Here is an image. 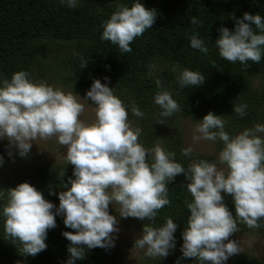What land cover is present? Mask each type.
<instances>
[{
	"label": "clouds",
	"instance_id": "clouds-1",
	"mask_svg": "<svg viewBox=\"0 0 264 264\" xmlns=\"http://www.w3.org/2000/svg\"><path fill=\"white\" fill-rule=\"evenodd\" d=\"M67 5L75 8L77 2L67 0ZM156 19V10L147 9L141 2L131 7L119 4L104 22L101 40L118 45L122 53H129L130 44L152 28ZM190 23L202 27L196 17ZM235 23L234 33L227 28L218 29L220 37L215 44L220 56L233 63L244 64L248 60L260 63L264 19L259 14L244 13ZM253 25L261 34H256ZM190 46L204 54L209 51L196 34L190 37ZM87 64L82 61V68ZM28 77L29 73L19 71L11 80H3L0 86V139H7L9 146L23 158L33 142L55 136L60 145L67 147L65 159L74 166V179H68L69 190L59 193L60 203L55 214L54 205L29 183L7 190V203L3 207L5 234L21 243L24 255L35 256L46 250L47 232L56 227V215H63L65 227L75 230V234L62 233L71 242L67 264L85 258L83 246L87 249L114 247L111 234L119 229L118 221L109 214V205L119 206L121 218L154 221L158 211L170 205L168 184L180 174L190 181L186 188L193 198L192 202L185 201L190 216L182 233V258H194L198 264H224L230 256L242 251L237 241L229 240L239 231L237 218L249 228L260 227L258 222L264 218V139L257 134L264 133V125L257 124L230 138L223 117L209 112L195 125V133L199 135L194 134L192 140L215 142L219 139L224 147L218 161L200 160L186 170L175 162V153L165 151L159 144L146 149L138 143L142 130L132 128L126 106L100 80L92 83L84 99L96 105L95 122L86 124L80 119L85 106L78 95L66 94L43 81L34 83ZM177 82L181 88L200 86L205 83V77L184 69ZM156 84L159 89L161 81L157 80ZM154 102L163 110L162 117L180 111L168 91H158ZM246 109V104L233 107L241 118L246 115ZM131 111L136 117L144 115L134 102ZM192 151V147L184 148L182 155L190 156ZM0 164H3L2 157ZM218 165H225L226 169ZM60 175L64 177L65 173ZM222 192L231 195L235 217L226 207ZM4 195L0 192V198ZM154 224L143 226L142 237L135 240L134 247L146 249L147 257L165 258L175 248L174 233L178 226L171 217L163 226L154 227Z\"/></svg>",
	"mask_w": 264,
	"mask_h": 264
},
{
	"label": "trees",
	"instance_id": "trees-1",
	"mask_svg": "<svg viewBox=\"0 0 264 264\" xmlns=\"http://www.w3.org/2000/svg\"><path fill=\"white\" fill-rule=\"evenodd\" d=\"M135 2L155 9L157 19L152 28L130 44L131 52L122 53L118 45L101 40L103 24L119 4L131 7ZM244 13L259 14L264 19V0H79L75 8H69L67 0L64 3L61 0H0V86L3 80H11L14 73L26 71L34 83L43 81L49 86L57 83L86 96L92 83L100 80L126 106L132 128L142 130L138 143L146 149L159 144L165 151L175 153V162L187 170L194 162H211L212 157L193 151L190 156L182 155V149L186 148L181 132L184 121H202L209 112L222 116L230 138L257 124L264 125V46H260V63L248 60L241 64L222 58L215 44L220 37L218 29L223 27L234 33L235 22ZM192 17L198 18L202 27L193 26ZM252 27L256 34H261ZM193 34L204 41L209 49L207 54L191 48ZM82 61L88 63L84 68ZM177 65L178 69L173 71ZM184 69L199 72L205 77V83L181 88L177 77ZM256 78H261L258 85L254 83ZM157 80L161 81L159 89ZM160 90L171 94L180 106L179 112L170 117L160 115L163 110L154 102ZM133 102L144 114L142 117L132 114ZM238 104L247 105L243 118L233 111ZM160 121L163 124H158ZM257 135L264 139V133ZM216 146L222 150L224 144L217 139ZM73 170V165L37 163L0 181V192L5 193L0 198V264H67L71 242L62 233L75 234V230L65 227L63 215H56V227L47 232L46 250L30 256L21 252L18 240L6 236L3 207L7 203V190L27 182L54 205L55 214L60 203L59 193L71 187L68 179H74ZM61 172L65 173L64 177ZM189 182L180 174L168 184L171 203L158 211L154 221L130 218L128 224L134 227L143 228L151 223H155L154 227L163 226L169 217L178 226L174 233L175 248L167 257L151 258L147 264H177L178 260L179 264H198L194 258H182L180 251L182 233L190 216L185 201L193 199L186 188ZM221 195L235 217L231 195L223 192ZM258 223L260 227L249 228L237 218L239 231L232 235L248 233L264 239V218ZM83 247L85 258L75 260L74 264H125L116 246ZM224 264L264 263L253 255L238 253Z\"/></svg>",
	"mask_w": 264,
	"mask_h": 264
},
{
	"label": "rangeland",
	"instance_id": "rangeland-1",
	"mask_svg": "<svg viewBox=\"0 0 264 264\" xmlns=\"http://www.w3.org/2000/svg\"><path fill=\"white\" fill-rule=\"evenodd\" d=\"M79 0H76V2ZM261 78H256L254 80L255 84H259ZM54 89H61L66 94L72 92L64 89L57 83L52 86ZM74 93V92H73ZM82 100L81 103L85 106V111L81 115L80 119L86 124H91L95 122V107L96 105L90 99L85 101L86 96H81L77 93ZM130 124L132 121L128 118ZM197 122L184 121L181 129L182 138L184 144L187 147H192L193 152L202 155L212 157L211 162L218 161V155L221 150L217 149L216 141L200 140L199 142H193V135H199L195 133V125ZM11 152L12 155L9 156L8 153ZM67 153V147L62 146L58 143L57 138L51 137L48 140H37L32 143L30 152L26 157H20L18 151L14 147L9 146L7 139H0V157L3 158V164H0V181H5L14 175L18 170L27 168L34 164H55L59 166H69L67 160L65 159ZM210 162V163H211ZM218 167H223L226 169L225 165H218ZM109 214L114 216L118 221L116 227L119 229L118 232L111 234L114 237V244L117 247L121 258L125 264H147L150 262V257L144 255L146 249H137L134 247V242L136 239L142 237V227H134L128 222L131 217L121 218L119 215L118 205H109ZM229 240L237 241L240 245L242 251L240 253L250 254L256 257L260 262L264 263V239L257 237L256 235H251L248 233H240L236 235H231ZM228 242V241H227ZM239 253V254H240Z\"/></svg>",
	"mask_w": 264,
	"mask_h": 264
}]
</instances>
